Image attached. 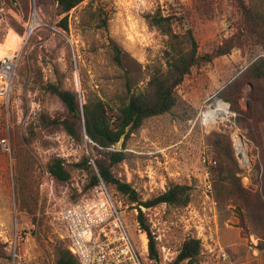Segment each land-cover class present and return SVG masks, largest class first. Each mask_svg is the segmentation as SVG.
Returning a JSON list of instances; mask_svg holds the SVG:
<instances>
[{"label": "rangeland", "instance_id": "rangeland-1", "mask_svg": "<svg viewBox=\"0 0 264 264\" xmlns=\"http://www.w3.org/2000/svg\"><path fill=\"white\" fill-rule=\"evenodd\" d=\"M239 3L87 0L70 12L69 31H64L54 0L0 1V57L8 51L20 52L9 105L0 100V264H55L58 249L68 247L58 213L93 188L90 170L81 165L88 159L92 170L96 162L110 165L107 151L86 136L80 141L73 138L53 123L64 121L68 111L51 87L76 93L81 110L98 100L115 109L132 94L145 92L152 75L166 69L169 36L148 22V16L156 14L170 16L177 33L192 29L200 55L230 40L237 47L194 67L177 88L176 105L128 134L121 147L125 160L111 170L131 184L143 201L172 184L193 188L186 207H142L159 250V261L152 264H172L188 237L202 243L197 264H223L220 247L234 264H242L237 263L239 253L249 257L244 264H264V229L257 212L248 209L244 199H228L232 186L221 180L218 170L220 165L236 167L235 183L240 179L246 191L260 193L264 199V112L260 108L259 120L243 122L251 126L249 131L240 124L232 104L221 98L226 87L264 56V39L249 33ZM251 89L250 84L244 85L238 100L241 111L249 108ZM217 100L228 105L229 118L206 129L201 116ZM238 133L250 145L247 163L237 157ZM3 139L9 150L2 146ZM217 142L225 144L226 153ZM205 155L213 164L203 163ZM54 159L62 160L70 171L68 182H59L48 172ZM108 187L123 201L133 241L149 250L136 204Z\"/></svg>", "mask_w": 264, "mask_h": 264}, {"label": "trees", "instance_id": "trees-1", "mask_svg": "<svg viewBox=\"0 0 264 264\" xmlns=\"http://www.w3.org/2000/svg\"><path fill=\"white\" fill-rule=\"evenodd\" d=\"M85 1L87 0H54L56 14L61 18L59 22L60 28L64 31H69L70 12ZM239 5L242 14L246 17L249 33L257 34L258 38L264 39V0H240ZM148 22L150 26L156 27L169 36V47L165 51L166 69L161 68L152 75L145 92L132 94L127 102L115 109L108 106L104 101L98 100L84 105L83 110H81L76 93L60 90L54 86L51 87V92L62 101L68 111V117L64 121L59 122V120H56L53 123L62 125L73 138L80 141L83 136H86L96 146L107 151L108 160L110 161L109 166L96 162V168L92 170L89 159L81 165L91 172L92 181L90 186L94 187L102 181L107 186H112L120 195L126 197L131 204H136L135 208L139 212L137 216L138 223L142 231L147 233L149 239V258L151 261L158 263L159 250L157 241L142 211V207L150 209L162 204L186 207L191 202L193 188L185 184H172L164 193L143 201L131 184L122 182L113 174L111 167L125 160L124 152L114 151L113 148L120 141L127 128L129 129L127 135L133 134L142 127L146 119L169 112L177 103V88L194 67L211 63L215 58L229 54L237 45L235 41L230 40L226 44L219 46L214 52L200 55L192 29L187 28L184 33H177L173 29L171 17L161 14L149 15ZM114 50L118 54V49L115 48ZM249 84L252 89L250 91L249 108L245 112L239 109L238 100L244 92V85ZM221 98L232 104L233 111L240 114L239 120L242 127L250 131L251 126L248 124L245 127L243 122L246 123L248 119H252L254 122L255 119L259 120L260 108L264 112V56L253 61L245 73L239 75L231 85L226 87L221 94ZM241 117L245 119L241 120ZM82 120L83 127L81 125ZM217 137L219 138L220 135ZM221 144L216 143V145L220 146L219 149L226 153L225 144ZM229 159L232 162L235 161L232 155ZM235 168L232 165L230 167L220 165L218 169L221 180L232 186L231 190H228V199H234L235 197L244 199L248 209H254L257 212L256 219L264 229V199L260 193L246 191L241 186L240 179H237L238 183H235L237 174L234 170ZM48 172L62 183L71 179L70 171L60 159L52 160L48 165ZM25 198L23 195L22 200L24 202L22 205H25ZM250 198H252L251 202H249ZM244 231L245 226L242 227V233ZM201 247L202 243L199 239L194 237L186 238L176 260L172 264H181L183 262L197 264ZM10 256L12 258V255ZM55 264L80 263L68 248H59Z\"/></svg>", "mask_w": 264, "mask_h": 264}, {"label": "built area", "instance_id": "built-area-1", "mask_svg": "<svg viewBox=\"0 0 264 264\" xmlns=\"http://www.w3.org/2000/svg\"><path fill=\"white\" fill-rule=\"evenodd\" d=\"M19 59L18 50L0 58V100L6 106L13 92ZM201 122L210 130L218 124L207 120L205 112ZM1 142L9 150L7 140ZM203 163L211 165L213 161L205 155ZM206 172L208 176L209 171ZM206 186L212 189L210 183ZM125 214L122 199L115 196L102 181L76 202L61 208L58 219L66 232L67 248L80 264H152L147 246L133 241ZM138 231L141 233V230ZM219 255L223 264H234L223 247H220Z\"/></svg>", "mask_w": 264, "mask_h": 264}, {"label": "bare ground", "instance_id": "bare-ground-1", "mask_svg": "<svg viewBox=\"0 0 264 264\" xmlns=\"http://www.w3.org/2000/svg\"><path fill=\"white\" fill-rule=\"evenodd\" d=\"M12 51H8L4 54H10L12 53ZM205 116L207 120L212 122V124H216L217 122L223 120L226 121V119L229 118V107L224 102L217 100L216 106L214 108L211 107L208 108L205 112ZM235 138H236V145L238 148L237 151L242 155V162L247 163L250 145L248 144L247 140L243 137V135H241L240 133L236 134Z\"/></svg>", "mask_w": 264, "mask_h": 264}, {"label": "water", "instance_id": "water-1", "mask_svg": "<svg viewBox=\"0 0 264 264\" xmlns=\"http://www.w3.org/2000/svg\"><path fill=\"white\" fill-rule=\"evenodd\" d=\"M128 131H129V129L127 128L126 132L121 136L120 141L117 144H115V151L121 152V147H122V144L124 143V140H125V137H126ZM237 157L239 160L242 161V155L239 152H238Z\"/></svg>", "mask_w": 264, "mask_h": 264}, {"label": "crops", "instance_id": "crops-1", "mask_svg": "<svg viewBox=\"0 0 264 264\" xmlns=\"http://www.w3.org/2000/svg\"><path fill=\"white\" fill-rule=\"evenodd\" d=\"M239 256H240V259L237 261V263H239V262H242V264L248 263V260H249L248 256H244V255L241 256L240 253H239ZM255 257H258V256H255Z\"/></svg>", "mask_w": 264, "mask_h": 264}]
</instances>
